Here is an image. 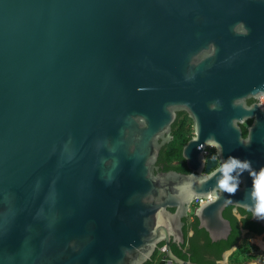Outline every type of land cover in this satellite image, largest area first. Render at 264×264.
I'll return each mask as SVG.
<instances>
[{
    "label": "water",
    "instance_id": "obj_1",
    "mask_svg": "<svg viewBox=\"0 0 264 264\" xmlns=\"http://www.w3.org/2000/svg\"><path fill=\"white\" fill-rule=\"evenodd\" d=\"M261 95L264 0H0V264H145L161 243L157 264H191L169 241L194 198L214 197L213 241L227 207L264 217ZM176 109L190 173L154 174Z\"/></svg>",
    "mask_w": 264,
    "mask_h": 264
},
{
    "label": "flooded vegetation",
    "instance_id": "obj_2",
    "mask_svg": "<svg viewBox=\"0 0 264 264\" xmlns=\"http://www.w3.org/2000/svg\"><path fill=\"white\" fill-rule=\"evenodd\" d=\"M204 56L205 54L200 55V58ZM251 103H253V100H247L248 105ZM180 112L187 113L185 110L176 109V118ZM187 116L193 136V122L188 113ZM247 122L250 123V121ZM172 125L170 131L157 141L159 152L174 137ZM211 154L216 156L215 148L211 150ZM157 160L151 166V171L154 174L161 173V166L156 165ZM175 164L177 162L173 163V165ZM177 173H190L185 165V161L184 170ZM210 200H206L204 203ZM197 209H190L188 204L182 208L179 224L181 234L177 238L172 237L169 241V248L174 256L191 264H264V217L255 216L248 210L231 207L230 212L227 213L230 214L231 220L226 218L224 213L222 214L230 225L227 237L213 241L210 235L201 228V224L196 218ZM169 210L174 212L176 208ZM228 243L230 245L226 247ZM161 248H164V250H161ZM165 251V244H159L149 260L150 264H157L161 261ZM165 264L175 263L169 260Z\"/></svg>",
    "mask_w": 264,
    "mask_h": 264
},
{
    "label": "trees",
    "instance_id": "obj_3",
    "mask_svg": "<svg viewBox=\"0 0 264 264\" xmlns=\"http://www.w3.org/2000/svg\"><path fill=\"white\" fill-rule=\"evenodd\" d=\"M248 123L249 122H246V124L241 125L243 137L246 136ZM172 129L174 130V137L160 149L159 157L156 162L157 166H161V172H181L184 170V160L181 156V150L185 143L192 137V128L187 113L180 112L178 114L172 125ZM174 162H177V164L173 165ZM230 209L231 207H227L223 213L226 218L231 220L230 214H227L230 212ZM229 245L230 244L228 243L226 247ZM145 264H150V261H147Z\"/></svg>",
    "mask_w": 264,
    "mask_h": 264
},
{
    "label": "clouds",
    "instance_id": "obj_4",
    "mask_svg": "<svg viewBox=\"0 0 264 264\" xmlns=\"http://www.w3.org/2000/svg\"><path fill=\"white\" fill-rule=\"evenodd\" d=\"M231 161H232V164L230 166H226L223 170L225 173V180H223V182L220 184V187L225 189L228 193L234 194L235 187H227V183H226L227 175L226 174L230 172L232 168L236 166L243 168V169H247L250 167V165L248 162H238L235 158H232ZM253 177L254 178L252 180V185H251L249 195L255 196L259 200V204L256 206L255 211L257 213H264V167H261L258 172L254 173Z\"/></svg>",
    "mask_w": 264,
    "mask_h": 264
},
{
    "label": "built area",
    "instance_id": "obj_5",
    "mask_svg": "<svg viewBox=\"0 0 264 264\" xmlns=\"http://www.w3.org/2000/svg\"><path fill=\"white\" fill-rule=\"evenodd\" d=\"M255 101L260 104L264 108V95L259 96L258 98L255 99ZM214 148L213 145H207L204 149L203 155L204 157L207 155H212L211 150ZM213 156V155H212ZM212 197L211 195H208L207 197L201 198V197H196L194 198L190 203H189V208L192 210L197 209L199 205H202L204 201L210 200ZM161 250H164V248H161Z\"/></svg>",
    "mask_w": 264,
    "mask_h": 264
}]
</instances>
